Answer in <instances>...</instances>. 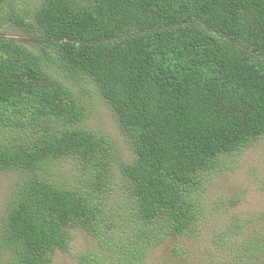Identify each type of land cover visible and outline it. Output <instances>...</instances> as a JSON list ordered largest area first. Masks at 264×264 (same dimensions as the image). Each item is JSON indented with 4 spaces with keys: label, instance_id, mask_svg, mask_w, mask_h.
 Listing matches in <instances>:
<instances>
[{
    "label": "trees",
    "instance_id": "1",
    "mask_svg": "<svg viewBox=\"0 0 264 264\" xmlns=\"http://www.w3.org/2000/svg\"><path fill=\"white\" fill-rule=\"evenodd\" d=\"M27 1L0 0V29L25 28L37 44L0 34V172L18 174L0 264H54L76 229L96 241L78 264H145L193 231L204 183L264 136V0ZM86 84L114 114L130 162L83 126ZM67 159L83 174L72 185L57 173ZM116 162L126 212L106 208ZM235 220L225 245L237 264H257L264 228L239 240L248 222Z\"/></svg>",
    "mask_w": 264,
    "mask_h": 264
},
{
    "label": "rangeland",
    "instance_id": "2",
    "mask_svg": "<svg viewBox=\"0 0 264 264\" xmlns=\"http://www.w3.org/2000/svg\"><path fill=\"white\" fill-rule=\"evenodd\" d=\"M26 3L36 6L37 0H28ZM0 34L30 49L37 47L34 38L25 28L8 25L0 29ZM68 84L70 85L69 82ZM73 88L77 90L78 86ZM79 92H83L88 112L83 126L106 132L116 145L120 161L130 162L132 153L128 142L104 98L91 84L84 85ZM120 165V162H116L118 173L112 174L111 186L104 184L109 190L106 203L108 211L116 209L126 212L125 208L132 204L126 191L127 182L119 172ZM57 173L58 178L71 185L77 175L83 176L75 162L70 159L62 160ZM17 180L16 173L0 172V224ZM204 186V190L199 194L204 210L200 219L193 225V231L179 237L167 238L164 243L149 252L145 264H237L232 250L234 248L225 245V238L228 237L230 229L232 231L235 219L239 217L248 222L239 240L246 238L248 233L259 227L264 228V136L243 152L233 170L217 174L204 183ZM74 235L68 252L56 251L54 264H78L77 255L80 252H90L95 248V238L85 231L76 229ZM237 245L241 247L242 242ZM263 260L264 257L257 264Z\"/></svg>",
    "mask_w": 264,
    "mask_h": 264
}]
</instances>
